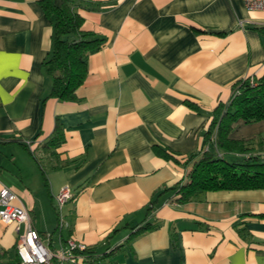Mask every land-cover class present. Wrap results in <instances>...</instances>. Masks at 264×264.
<instances>
[{
	"label": "crops",
	"instance_id": "obj_1",
	"mask_svg": "<svg viewBox=\"0 0 264 264\" xmlns=\"http://www.w3.org/2000/svg\"><path fill=\"white\" fill-rule=\"evenodd\" d=\"M74 10L104 43L76 98L60 100L44 64L51 20L38 0H0V189L16 194L51 249L72 236L112 250L105 264H264V188L187 202L175 188L217 102L237 79L264 74V10L242 0H76ZM230 135L264 154V119H237ZM63 187L72 194L59 204ZM148 221L158 225L133 236ZM16 238L0 219L4 260H16Z\"/></svg>",
	"mask_w": 264,
	"mask_h": 264
},
{
	"label": "trees",
	"instance_id": "obj_2",
	"mask_svg": "<svg viewBox=\"0 0 264 264\" xmlns=\"http://www.w3.org/2000/svg\"><path fill=\"white\" fill-rule=\"evenodd\" d=\"M44 14L53 24V42L45 69L52 79L50 95L60 100L76 98L75 90L87 75V58L101 48L104 37L82 28L83 18L74 10L76 0H38ZM253 78V77H252ZM241 77L232 84L228 101H218L212 117L203 131V147L198 158L186 172L183 183L175 186L177 201L187 202L200 197L207 190L264 188V154L251 140L232 137V124L237 119L251 123L264 119V74L253 78ZM194 106L193 104H190ZM60 139L58 127L49 139L56 144ZM155 153L166 159L176 160L173 153L153 145ZM154 200L147 208H152ZM158 225L148 221L134 227L133 236ZM112 251V250H111ZM110 251V252H111ZM110 252L97 254L87 247L81 253L80 264H105L101 260ZM16 253V249H15ZM5 251L0 250V264H16V260H4Z\"/></svg>",
	"mask_w": 264,
	"mask_h": 264
},
{
	"label": "built area",
	"instance_id": "obj_3",
	"mask_svg": "<svg viewBox=\"0 0 264 264\" xmlns=\"http://www.w3.org/2000/svg\"><path fill=\"white\" fill-rule=\"evenodd\" d=\"M248 10H264V0H242ZM249 83L253 84L252 77ZM28 143V141H27ZM68 187H63L56 195L59 204L71 197ZM16 194L8 187L0 189V219L5 223H12L17 231L15 249L18 256L16 264H80L84 258L81 253L88 246L72 236L68 237L56 249L45 245L39 231L32 227L26 207L15 203ZM64 221L59 217L56 229L60 230ZM20 225L23 229L20 230Z\"/></svg>",
	"mask_w": 264,
	"mask_h": 264
}]
</instances>
